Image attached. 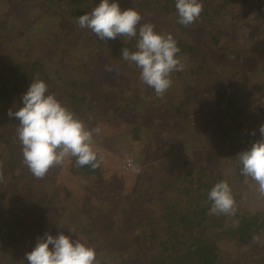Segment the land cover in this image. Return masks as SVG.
Instances as JSON below:
<instances>
[{"label":"rangeland","instance_id":"1","mask_svg":"<svg viewBox=\"0 0 264 264\" xmlns=\"http://www.w3.org/2000/svg\"><path fill=\"white\" fill-rule=\"evenodd\" d=\"M95 1L91 0L92 5ZM139 2L141 6L137 7L136 3ZM203 2L212 8L216 0ZM119 3L125 9L137 10L143 17L141 24L152 23L156 29L161 31L160 33L177 35L196 45V50L191 56L184 55L180 58L184 64V70L172 74V86L162 98V102L159 105L154 104L159 112L165 115L171 113L176 118L178 116L174 110L180 103L184 104L183 111L188 114H199L197 120L189 117L180 122V127L177 128L178 137L173 144L176 150L169 149V147L158 150L154 146L158 141L159 145H164L159 137L170 136V133L163 132V128H160L162 125L157 126L160 123L158 116L145 124L143 117H146L148 111L152 109L150 104L145 103V96L143 98V93H141L147 86L142 83L133 84L137 78L132 74H129L130 78L127 79L129 83L126 82L124 88L126 90L122 94L127 104L120 100L118 97L120 93L116 92L120 87L117 74L103 76L98 87H96L97 80L93 81L96 89L104 94H113L116 98L115 103L122 104L120 114L117 112L111 114V111H107L108 115L100 117L95 111L87 110V104L92 102L90 90L88 91L89 100L82 105L83 109L80 113L64 103L63 91H68V83L75 77L86 78L83 63L90 64L94 59L96 60V53L100 49L107 51L112 40L99 41L91 30L80 29L78 36L64 41L67 32L65 27H68L69 19L61 12L42 10L43 14H40L38 10H32L28 3L21 4L19 0H14L13 5H9L8 0H0V15L5 16L6 26L10 28L8 38L1 41L0 64L2 60L6 65L20 60L26 61L27 64L35 62L37 66L45 70V74H42L40 78L49 85L50 92L56 94L62 105L83 119L89 129H100L99 134L93 135V143L104 160L101 163L102 176L95 177L93 185L86 187L90 181L67 172L65 164L53 167V170L48 171L46 176L38 181L31 180L33 185L31 193H35V188H45L42 190L47 191L46 195L53 197V201H57L56 205L63 208V212L57 216V219L65 225V230L73 232V239H79L95 248L98 261L106 253L98 248L97 239L92 235L94 240H87L89 236L84 230L76 227L88 218L86 214L98 216L96 214L100 212V209H103L104 213L110 211L107 214L112 215L113 211L122 206L124 201L122 195H127L135 189L137 173L126 164L129 156L135 159L140 168L153 165L161 168L165 166L166 169L165 164L178 160L180 162L185 154V157L201 154L202 157H206V160L201 162L203 165L208 163L214 165L213 167L221 168L224 171L222 174L229 179V186L236 201L235 215H220L219 222L223 227L229 221L236 220L238 209L264 212V196L259 194L257 183L238 174L237 156L240 150L235 144L236 140L233 142L229 140L227 125L230 119L226 121L227 116L225 115L226 98L231 94L233 103L241 107L238 119L243 122L245 128L250 129L251 135L255 132V135H252L253 138L260 139L259 126L264 124V77L256 72V68L258 64L264 62V51H254L256 48L261 49L264 45V25L262 27L257 25L256 17L254 16L255 20L252 19L253 13L244 4H232L228 10L222 12V15L221 13L215 14L213 27H209L204 15L200 16L199 25L197 21L194 26L185 27L177 22V13L164 14L161 8L156 9L153 6V0H131L129 6H125L123 2ZM92 8L94 6H91ZM200 30L205 32L201 34ZM211 32L213 37L216 36L213 40L210 38ZM98 43L101 44V48L97 46ZM253 46L255 49L249 55L240 53V50L246 51L248 47ZM28 65L34 70L33 65ZM117 65H115L116 68ZM1 69L0 67V77ZM99 69L100 66L95 69L94 78L99 74L101 70ZM186 85L189 89L187 93L182 91V88L185 90ZM204 90L207 92L202 95ZM135 96H139L142 105L138 103V99L132 100ZM128 104L132 106L129 107ZM208 108H210L209 111L214 109L212 111V113L215 112L213 122L209 120L212 119L209 117L211 113L205 111ZM108 117L110 123L104 127V122ZM217 120L222 121L219 131L213 129ZM133 126L140 127L139 133L133 131ZM0 134H3L0 137V183L9 185V190H12L15 187H21L22 182L19 179L11 180L5 170L6 155L5 152L4 155L1 154V150H4L3 140H7L9 135L5 132H0ZM220 147H223L221 153H217ZM82 185H85L84 188ZM64 188L71 190V194L64 192ZM7 193L9 194L8 191L0 193V196H3L0 202V226L4 221L3 212H1L2 205L7 207L12 204L7 199ZM14 195L18 196L17 193ZM42 195V193L37 194L34 198L41 200ZM114 197H116L114 203L110 204ZM27 204H30V200L23 202L24 206ZM2 233L7 235L8 231L1 228L0 234ZM25 235L16 233L15 241H11L9 237L4 240L6 244L10 243V247L16 248L12 253L19 258L15 264H29L23 254L32 250V248H27L26 244L33 243V241L29 235ZM218 239L221 249L219 264H251L250 262L259 255V247L255 245L264 243V231L257 240L255 239L247 246H241L222 234ZM2 246L5 244L2 243ZM5 255L11 256V254ZM147 258H144L145 262L148 261ZM114 261L110 259V263ZM4 262L3 253H0V264Z\"/></svg>","mask_w":264,"mask_h":264},{"label":"trees","instance_id":"2","mask_svg":"<svg viewBox=\"0 0 264 264\" xmlns=\"http://www.w3.org/2000/svg\"><path fill=\"white\" fill-rule=\"evenodd\" d=\"M13 1L8 0L9 5H13ZM153 1V6L156 9L161 8L164 14L177 13L175 0ZM213 1L211 0V2ZM19 2L21 4L28 3L32 10H38L40 14H43V11L56 12V10L64 14L69 19V25L65 27L67 32L64 41H66L68 38L78 36L81 28L77 24V18L85 12L91 11V6L95 7L99 0L93 2L94 5H92L91 0H19ZM119 2L129 6L131 0H119ZM232 4L248 6L253 13L252 19L255 20L254 16L256 17L257 25H261L260 27L264 25V0H216L212 8H209V4L204 3V11L201 15L206 17L209 27H213L214 16L220 13L222 15ZM136 6H141L140 2L136 3ZM14 8L16 9V7ZM195 24L196 22L192 25ZM197 24L199 25V21ZM6 25L5 16L0 15V49H2L1 41H5V38L9 36L10 28H7ZM201 27L204 26L201 24ZM155 31L161 32L156 28ZM200 32L202 34L205 31L200 30ZM210 34L211 40L216 38V36L213 37L212 32ZM173 37L181 49L178 54L179 59L184 55L191 56L196 50L195 44H191L177 35H173ZM99 41L101 40L99 39ZM111 42L107 51H101L100 49L96 53V60L94 59L90 64H87L88 62L83 63L85 66L83 72L86 78L75 77L68 83V91H63L64 103L78 113L83 109L82 105L89 100V90L91 91L92 102L87 104V110L95 111L96 115L100 117H105L107 111L114 114L122 110V104L115 103L116 98L113 94H104L94 87L93 81L95 79L97 80L96 87H98L103 76L117 74L120 87L116 92L120 93L118 97L123 102L125 101L122 94L126 90L124 88L127 79L130 78L129 74L137 78L133 81V84L142 83L140 80L141 70L135 64H130L121 57L122 48L126 47L130 51L136 50V39L118 37ZM97 46L101 48L100 43ZM254 49L255 46L248 47L246 51L240 50V53L249 55ZM259 51H264V45L261 49L256 48L254 52ZM28 64L33 65L34 70ZM28 64L22 60L10 62L7 65L3 64L2 60L0 64L2 68L0 77V132L9 135L7 140H3L4 145L2 147L4 150H1V154L5 152V170L8 172L10 179L13 181L19 179L22 182L21 187H15L12 190H9V185L0 183V193L8 191L7 199L12 202L7 207L2 205L3 209H1L4 221L0 229L4 228L8 231L7 235L0 234V253H3V258H5L3 264H15L16 260L19 259L17 255L12 254L16 248L10 247V243L6 244L4 241L8 237L11 241H15L16 233L29 235L33 243L28 242L26 247L32 249L35 247L37 238L43 237L45 232L56 236L62 231L65 235L73 237V232L68 229L65 230V225L57 219V216L63 212V208L56 205L57 201H53V197L50 198L46 195L47 191L42 190L45 188H35V193H31L33 189L31 180L38 181L40 179L27 172L29 169L22 161V146L17 138L18 121L7 115L9 109L15 111L17 107L22 106L21 97L32 82V76L36 73H39L40 77L45 74V70L41 69V66H37L35 62ZM116 64H118L117 68L115 67ZM99 66L101 70L99 69V74L94 78L95 69ZM256 72L264 77V62L258 64ZM188 90L187 85L185 90L182 88L183 92L187 93ZM206 92L205 90L202 91V95H205ZM141 93H143V98L145 96V103L152 106L147 116L143 117L145 124L158 116L160 123L157 126L162 125L160 128H163V132L170 133V136L159 137L164 145H159L158 141L154 146L158 150L165 147L176 150L173 144L178 137L177 128L180 127V122L189 117L197 120L199 114H188L183 111L184 104L180 103L174 110L177 113V118L171 113L165 115L155 107V105L162 102V98L156 96L154 89L147 86ZM152 96L154 97L151 98ZM135 99H138V103L142 105L139 96L132 98L134 101ZM226 102V121L230 119L228 120L229 125H227L230 135L229 140L232 142L236 140L235 144L239 148V152H242L250 148L252 142L256 139L251 135L250 129L245 128L243 122L238 119L241 107L233 103L231 94L226 98ZM125 103L127 104V102ZM128 106L131 107L132 104H128ZM209 110L210 108L205 109L206 112L211 113L209 117H212V119L209 120L213 122L215 112L212 113L214 109ZM109 121L108 117L104 122V127H107ZM221 125L222 121L217 120L213 129L219 131ZM132 129L135 133H139V130H141L138 126H133ZM0 135L2 137L3 134ZM222 148L220 147L217 153H221ZM185 156L186 154L180 162L178 160L177 162L165 164L166 169L165 166L161 168L153 165L140 168L141 171L137 174L135 189H132L127 195H122L123 204L120 209L113 211L112 215L107 214L110 211L104 213L103 209H100V212L96 214L98 216L86 214L88 218L76 228L84 230L89 236L87 237L89 241L94 240L92 236L94 235L99 243L98 248L106 253V255L101 256L99 264H143V262L144 264H219L221 249L218 237L221 234L241 246H247L253 243L255 239L257 240L261 232L264 231V212L238 209L236 220L234 222L229 221L223 227L219 222L221 220L220 215L210 214L209 210L212 202L208 200V192L217 182L227 181L229 184V179L222 174L224 171L221 168L213 167L214 165L208 163L203 165L201 162L206 160V157H202L203 155ZM237 162L238 174L244 176L241 174L242 164L238 156ZM64 164L66 165L65 170L69 171L70 174L90 181L86 187L93 185L95 177L102 176L101 166L96 170H92L90 166L78 168L75 166V158H66ZM51 170L53 168L49 171ZM31 174L32 176H30ZM83 186L85 185H82V188H84ZM64 189V192H67L68 195L71 194V190ZM15 193L18 196H15ZM41 193L43 194L41 200L34 198L35 195ZM2 197L0 196V202ZM115 198L112 199L110 204L114 203ZM25 200H30V204L24 206L23 202ZM83 227H86V229H83ZM2 243L5 246H2ZM255 246L259 247V255L250 263L264 264V243ZM5 254H11V256ZM23 255L25 256V253ZM145 257H148L147 262L144 260ZM110 259L115 261L110 263Z\"/></svg>","mask_w":264,"mask_h":264},{"label":"clouds","instance_id":"3","mask_svg":"<svg viewBox=\"0 0 264 264\" xmlns=\"http://www.w3.org/2000/svg\"><path fill=\"white\" fill-rule=\"evenodd\" d=\"M178 23L190 26L204 11L203 0H175ZM143 17L133 8H122L119 0H99L89 12L77 18L81 29L91 30L100 40L118 37L136 39V50L121 49V57L135 64L143 84L163 98L173 84L172 74L184 70L178 58L181 49L171 34L158 33L152 23L141 24ZM111 70L110 68L108 69ZM22 106L7 115L18 121L17 138L22 146L23 163L37 179H42L56 166H63L66 158H75L76 167L90 166L96 170L104 160L93 143L99 128L89 129L84 120L62 105L56 94L39 73L21 97ZM260 139L238 154L241 174L250 177L264 196V124L259 126ZM255 135V132L252 133ZM127 166L139 174L141 169L129 156ZM210 214L235 215L236 201L227 181H220L208 192ZM51 245V247H49ZM29 264H99L95 248L63 232L56 236L45 232L38 237L35 247L25 253Z\"/></svg>","mask_w":264,"mask_h":264}]
</instances>
